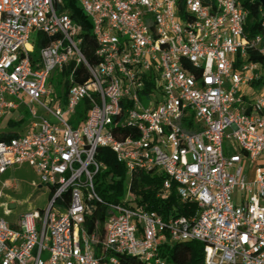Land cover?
I'll return each mask as SVG.
<instances>
[{
    "label": "built area",
    "instance_id": "2783aa9c",
    "mask_svg": "<svg viewBox=\"0 0 264 264\" xmlns=\"http://www.w3.org/2000/svg\"><path fill=\"white\" fill-rule=\"evenodd\" d=\"M245 1L0 0V176L28 165L49 192L15 227L0 218V264H168L160 247L175 243L203 245L204 264H264V91L247 94L264 76L248 60L264 56V32L246 33ZM76 7L92 24L95 64ZM259 17L264 31L262 6ZM34 31L56 37L36 55ZM69 68L53 98L49 79ZM100 149L124 166L127 200L124 189L99 193L117 192ZM141 174L163 176L162 200L177 183L197 212L148 211L133 190Z\"/></svg>",
    "mask_w": 264,
    "mask_h": 264
},
{
    "label": "trees",
    "instance_id": "16d2710c",
    "mask_svg": "<svg viewBox=\"0 0 264 264\" xmlns=\"http://www.w3.org/2000/svg\"><path fill=\"white\" fill-rule=\"evenodd\" d=\"M245 7L249 11V18L246 25V33L249 37H254L258 34H262L264 31L261 27V19L259 17V11L261 9V4L259 0H247L245 1ZM72 19L82 25L83 32L81 37L83 42L81 45V50L85 54L87 60L91 64L97 63L95 58L96 43L92 35V24L90 20L84 15L83 11L76 7L71 13ZM56 40V37H49L42 32L34 31L32 33V44L34 46V54L36 55L39 51L49 45H51ZM248 60L250 62L258 63L263 66L264 69V56L255 52L250 51L248 53ZM72 68L64 70L62 75L66 78ZM84 68L79 67L75 78L84 73ZM87 78V77H86ZM80 81V80H79ZM264 85V76L256 84V86ZM69 84H66V89ZM82 116V112H79V117ZM73 126V124H72ZM124 138L135 137L136 133L133 130H124ZM7 138H0V141H7ZM98 159L106 165L105 174H113V181L116 188V194L108 195V191L112 187H105L100 184L98 187L99 193L107 199L116 200L117 196L121 195L125 185L126 172L123 165L119 164L115 154L109 149H100L98 154ZM99 178L97 183H99ZM163 181V176H150L141 174L139 177L136 176L133 181V190L138 194L143 196V204L146 205L148 211H157L164 216L168 214H174L177 216H190L197 212V205L194 203H183L177 194V183H173L172 192L168 199L162 200L157 198L158 191L161 187ZM97 216L89 220L88 225L91 228L93 221ZM101 221H103L104 216H100ZM101 238V235L99 236ZM203 245L198 243H175V244H162L160 247L162 257L168 262V264H204L203 261ZM96 255L101 257V248L96 249ZM122 264H141L136 259L121 256Z\"/></svg>",
    "mask_w": 264,
    "mask_h": 264
},
{
    "label": "rangeland",
    "instance_id": "374dc122",
    "mask_svg": "<svg viewBox=\"0 0 264 264\" xmlns=\"http://www.w3.org/2000/svg\"><path fill=\"white\" fill-rule=\"evenodd\" d=\"M30 45L32 44V37L29 42ZM64 81L65 77L60 74L58 71H55L51 78L48 81L47 89L52 92V97L55 98L61 97L64 90ZM264 91V85H257L252 87L247 94L253 93H260ZM40 114H42V110L37 107ZM20 113L24 116V124L22 127H26L34 121V118L29 113V107L24 105L22 106ZM47 118L50 119L46 115ZM73 127H77L79 125L78 116L75 117L73 121ZM21 127L18 128L19 129ZM3 133L7 134L11 130L4 129L2 130ZM257 172V167L251 173V180L254 179ZM6 176L3 177V179ZM15 177L20 181V188L17 191H10L8 189L3 188V180H0V190L3 189L4 196L0 198V216H3L5 219L10 220L11 218H16L20 216V214L24 212H31L34 210H44L47 206L48 199H49V192L44 188L42 191H38L39 185V178L38 176L33 173L31 170H23V171H16ZM129 184V179H125L124 185V198L127 200L129 198V191L127 190V186ZM13 202L16 204L15 208H10V203Z\"/></svg>",
    "mask_w": 264,
    "mask_h": 264
},
{
    "label": "crops",
    "instance_id": "0c3cea01",
    "mask_svg": "<svg viewBox=\"0 0 264 264\" xmlns=\"http://www.w3.org/2000/svg\"><path fill=\"white\" fill-rule=\"evenodd\" d=\"M9 127L11 128V130H14V131L19 130V129H17L18 128V125L17 124H14V123H11L9 125ZM27 169H29L33 173H35L33 171V169L30 168L28 165H21V166H16V167L10 168L5 174L1 175L0 176V180H3V182H2L3 183V186L5 184L7 185V187L5 189H8L10 191H17L20 188V181L17 179V177H15L16 171H23V170H27ZM4 176H6V177L3 179ZM14 184H17V187L14 188V186H13ZM39 185L40 186L38 187L37 190L38 191H42L44 189V187H42V185L40 183V180H39ZM0 193H2V196L0 198H3V196H4L3 189L0 190ZM11 206H15L16 207V204L13 203V202H11L10 203V208H11ZM24 213H26V212H24ZM22 214H20V216ZM20 216H18L16 218H11L10 220L5 219L3 216H0V218L5 219L11 226L15 227L18 224V220H19V217Z\"/></svg>",
    "mask_w": 264,
    "mask_h": 264
},
{
    "label": "water",
    "instance_id": "95a60500",
    "mask_svg": "<svg viewBox=\"0 0 264 264\" xmlns=\"http://www.w3.org/2000/svg\"><path fill=\"white\" fill-rule=\"evenodd\" d=\"M261 6L264 8V0H259ZM12 207V206H11Z\"/></svg>",
    "mask_w": 264,
    "mask_h": 264
},
{
    "label": "bare ground",
    "instance_id": "6f19581e",
    "mask_svg": "<svg viewBox=\"0 0 264 264\" xmlns=\"http://www.w3.org/2000/svg\"><path fill=\"white\" fill-rule=\"evenodd\" d=\"M15 206H12V208H14Z\"/></svg>",
    "mask_w": 264,
    "mask_h": 264
}]
</instances>
